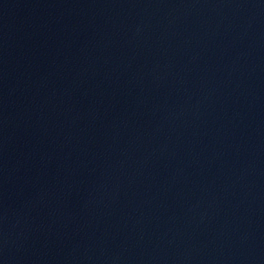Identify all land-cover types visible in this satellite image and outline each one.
Segmentation results:
<instances>
[{
    "label": "water",
    "instance_id": "obj_1",
    "mask_svg": "<svg viewBox=\"0 0 264 264\" xmlns=\"http://www.w3.org/2000/svg\"><path fill=\"white\" fill-rule=\"evenodd\" d=\"M0 264H264V0H0Z\"/></svg>",
    "mask_w": 264,
    "mask_h": 264
}]
</instances>
